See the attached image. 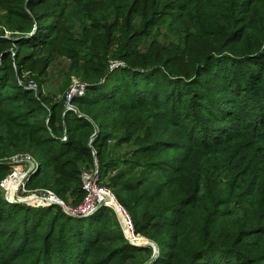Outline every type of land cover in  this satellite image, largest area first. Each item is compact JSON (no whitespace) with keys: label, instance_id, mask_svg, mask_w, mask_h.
I'll use <instances>...</instances> for the list:
<instances>
[{"label":"trees","instance_id":"trees-1","mask_svg":"<svg viewBox=\"0 0 264 264\" xmlns=\"http://www.w3.org/2000/svg\"><path fill=\"white\" fill-rule=\"evenodd\" d=\"M43 1L8 4L23 24L12 39L0 34V174L10 169L5 158L30 151L37 167L28 188L76 205L94 151L97 184L111 188L158 253L131 244L109 206L74 217L0 192V264L11 256L20 264H264V0H92L77 33L62 24L63 7L39 17ZM64 48L75 55L72 70L59 68V102L42 86ZM110 60L124 67L110 70ZM71 74L86 83L71 100L77 112L65 109ZM161 79L162 89L153 84ZM164 118L186 124L184 141ZM114 142L133 150L103 186L118 164L108 153Z\"/></svg>","mask_w":264,"mask_h":264},{"label":"rangeland","instance_id":"rangeland-1","mask_svg":"<svg viewBox=\"0 0 264 264\" xmlns=\"http://www.w3.org/2000/svg\"><path fill=\"white\" fill-rule=\"evenodd\" d=\"M16 3H17L16 0H0V34L3 33V36L4 37H7L9 39H12L13 37H16V36L19 35L20 31H18L17 29L19 27V24H20V26L23 24L15 16H13V15H7L6 14V12H8V10H10L8 4L14 5ZM91 3H92V0H44L41 4H39V6H37V9H38V13L41 12V15H39V17L42 16V15L49 17V15L51 13H55V12H57L59 10H61V12H62V8L61 7H63L64 14H63V18H62V24H65V25L71 27L74 30V32L77 33V31L84 24H88L87 19H89V16L88 15H89V13L91 11L90 8H89L90 5H91ZM97 7L103 8L101 4H98ZM97 13H99V12H97ZM48 17H42V21L43 22L48 21ZM34 28L35 27H33V29ZM67 34L70 35V36H74V34L72 32H67ZM61 37H62L61 32H58V33L55 32V34L53 35V40H55L56 45L62 44L61 43L62 42ZM100 41H101V38H99L98 42H100ZM9 47H10V50H12V49L15 48V46L13 44L11 46H9ZM47 48L49 49V47H47ZM24 49H25V47L22 48V51ZM64 49L66 51V54L60 53L58 50L54 51L55 52V59H54L53 65H56L58 67L55 69L56 70L55 72L53 71L50 74V76L46 79V81L44 82V84L42 86V90H43V93L44 94L49 95L50 97H52L53 100L59 101V102H60V98H61V96H62L63 93H58V91H57V85L60 83L61 79H63V75H64V73L61 74L59 72V68L60 67H64V68H67L68 67L67 68L68 70H72L73 69V60L68 59L67 56H69V54L70 55H75L74 52H73L75 50H72L70 48H67V49L70 50V51H68V50H66V48H64ZM25 51H28V49H25ZM80 53H81L80 50H78V55ZM72 59H74V58H72ZM123 62L120 61V65L118 67H124L123 66L124 65ZM261 65L263 66V67H261V71H262V75L264 77V70H263V68H264V61L262 62ZM14 66H15V64H14ZM223 71L225 72V69ZM224 72L220 71L218 73L219 79H221L222 75H224ZM70 79H71V81L74 80V79H77V80L83 82V80H81L80 77L77 76L76 74H71ZM163 82L164 81L161 79V80L155 81L153 84H156V85L159 84V88L162 89L163 86H164V83ZM31 83L34 86L32 88L34 90H36L37 89L36 83L33 82V81L29 82V84H31ZM27 87H29V85ZM53 93H55V95H52ZM75 109L77 110V108H75ZM153 110H157L158 111L157 108H153ZM150 115H151L152 118H154V116L151 113H150ZM160 121L162 123L171 122L172 125L171 126H168V131H170V129H176L177 131H179V132H177L179 136H176V137L179 140H181V141H184L185 140L181 136V135L185 136V134H182V133L187 131L185 129L186 128V126H185L186 124L184 122L182 124V125H184V127H183V129H181L180 127H175L173 125V123H174L173 120L164 118V119H161ZM165 135H168V134H165ZM169 137L171 138L170 135H169ZM114 141H115V139H114ZM188 145H189V143H188ZM130 150H133V149H132V147L128 143H122L120 145H117L114 142V143L108 145V153H109L110 157H112V155H113L112 158H115V159H112V160L114 162H118V164H117L116 168H114L112 170L110 169L106 173V175L104 176V178L101 181V184L102 185L104 183L106 185L111 180L112 176L121 167L125 166V162L122 161L121 159L126 158L127 153H129ZM16 153H23V151L15 152L13 154H16ZM25 153L31 154L30 151H25ZM180 153H181V150L180 149L179 150L172 149V150H168V152H167V154L170 155V156H174V155L179 156ZM13 154H11V155H13ZM11 155L8 156L7 158H5L7 164H8L7 160H8L9 157H11ZM92 155L94 156L93 159L95 160V163H94V168L91 169V171L92 170L94 171L95 165L97 167V163H96L97 159H96L95 152L93 153V151H92ZM22 166H24V165L21 164L20 166H16V168H20ZM11 169H12V167L10 166V169L6 173L0 174V176H1L0 177V192H1L2 196H3V190H2V187H1V182L7 176V174L11 171ZM91 171L88 168H85V171H83V172L90 173ZM97 172H98V169H97ZM27 185H28V181H26V186ZM105 188L107 190H109L110 193L114 196V194L111 191V188H109V187L108 188L105 187ZM31 189H33V188H31ZM28 192H29V194L30 193H33V191H28ZM27 195H28L27 192H24L22 190L21 191L19 190L17 192L16 198H20L21 199V197H25ZM68 200L70 201L71 199L69 198L66 201H68ZM12 201H14V200H11V201H8V202L9 203H14ZM63 201L65 202V200H63ZM116 201H117L119 207L120 208H123L125 210V212H126V215H128L130 217L131 222H132V226H133V232H134V234L137 235V236L142 237L145 241H148V242H152L153 243V241L149 240L143 234H141V233H135V231H134V225H133V220H132L130 214L128 213V209L125 206H123V204L121 202H119L117 199H116ZM66 203L69 204V205H72L70 202H66ZM109 207L112 209L113 212L110 211L108 213V216H109L108 219L110 218L111 221L115 222L114 217H116V219L118 220L119 228L122 230V232L124 234L125 232L123 230V225L121 223L120 215L117 214V212L111 206H109ZM42 230L43 229L38 228V231H39L38 233H41L42 234ZM124 236H125V234H124ZM147 246H150V245L148 244ZM152 251H153V249H152ZM154 257H156V256H154ZM22 259H23V257H18L17 258L15 256H11V257L7 258V261H8V264H20V262L22 261ZM142 264H144V263H142Z\"/></svg>","mask_w":264,"mask_h":264},{"label":"built area","instance_id":"built-area-1","mask_svg":"<svg viewBox=\"0 0 264 264\" xmlns=\"http://www.w3.org/2000/svg\"><path fill=\"white\" fill-rule=\"evenodd\" d=\"M119 65V61L110 60L108 68L111 70L115 67H118ZM28 85L31 88L34 87L32 83ZM85 90V82H81L77 79L72 80L68 89L65 92V109H71L75 111L76 109L71 104V100L75 97L82 96ZM62 139H65V136H63ZM89 142H91V140H89ZM7 162L12 167V169L1 182L3 196L4 199L7 201L14 200L12 202H20L35 207L58 205L66 214L70 216H88L92 214L95 210H97L98 205L101 203L102 198L101 195H98V193L100 191L105 192V190H107L105 187L99 186L96 182L97 167L95 165L94 171L92 170L90 173H81L82 189L85 192L82 200L76 205H69L50 189L41 187H34L33 189H31L26 186V181H28L31 174L35 171V168L37 167V161L31 154L25 152L16 153L11 155V157L8 158ZM21 164H23L24 166L16 168V166H20ZM19 190L27 192L28 195L25 197H21V199L16 198L17 192ZM28 191H33V193L29 194ZM102 205L109 206L104 202H102ZM120 209L121 223L127 228V232L124 233L125 238L131 244L137 245V243L134 242L132 239V237L134 238V236L137 235H135L133 232L131 219L128 215H126V212L123 208ZM121 211L123 212V214H121ZM138 237L142 238L140 236Z\"/></svg>","mask_w":264,"mask_h":264},{"label":"bare ground","instance_id":"bare-ground-1","mask_svg":"<svg viewBox=\"0 0 264 264\" xmlns=\"http://www.w3.org/2000/svg\"><path fill=\"white\" fill-rule=\"evenodd\" d=\"M13 186V185H12ZM98 195H101V202H104L105 204L111 205V207H116V198L113 196L109 191L105 190V192L100 191ZM121 210V209H120ZM121 214L123 212L121 211ZM131 236V235H130ZM133 241L136 242L137 244L143 243L145 240L143 238H139L138 236L132 237Z\"/></svg>","mask_w":264,"mask_h":264},{"label":"water","instance_id":"water-1","mask_svg":"<svg viewBox=\"0 0 264 264\" xmlns=\"http://www.w3.org/2000/svg\"><path fill=\"white\" fill-rule=\"evenodd\" d=\"M75 112H77V110H75ZM89 140H91V138L89 139ZM116 203V207H112L116 212H117V214H119L120 215V207H119V205H118V203H117V201L115 202ZM102 206V202L98 205V207H97V209L99 208V207H101ZM109 206H111V205H109ZM123 230H124V232L126 233L127 232V228L125 227V226H123ZM150 245L151 247H152V249H153V257L154 256H156L157 255V253H158V249H157V246L154 244V243H152V242H148V241H144L143 243H140V244H137V245ZM146 264V263H145Z\"/></svg>","mask_w":264,"mask_h":264}]
</instances>
